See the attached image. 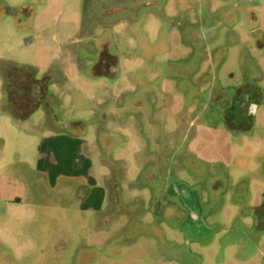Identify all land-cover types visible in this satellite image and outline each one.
I'll list each match as a JSON object with an SVG mask.
<instances>
[{
    "label": "rangeland",
    "instance_id": "obj_1",
    "mask_svg": "<svg viewBox=\"0 0 264 264\" xmlns=\"http://www.w3.org/2000/svg\"><path fill=\"white\" fill-rule=\"evenodd\" d=\"M262 42L244 0H0V264H264ZM9 61L54 75L23 120Z\"/></svg>",
    "mask_w": 264,
    "mask_h": 264
},
{
    "label": "trees",
    "instance_id": "obj_2",
    "mask_svg": "<svg viewBox=\"0 0 264 264\" xmlns=\"http://www.w3.org/2000/svg\"><path fill=\"white\" fill-rule=\"evenodd\" d=\"M35 70V67L18 66L12 61L5 63L1 70L10 100L6 110H10L18 120L27 118L40 105L47 95L48 82L54 77L49 74L42 80L37 79ZM58 71L62 73V69L55 65L51 66L50 73ZM62 77L66 79L64 74ZM37 95L38 97L35 98ZM27 97H30L31 102H28ZM31 97L33 98L31 99Z\"/></svg>",
    "mask_w": 264,
    "mask_h": 264
},
{
    "label": "crops",
    "instance_id": "obj_3",
    "mask_svg": "<svg viewBox=\"0 0 264 264\" xmlns=\"http://www.w3.org/2000/svg\"><path fill=\"white\" fill-rule=\"evenodd\" d=\"M245 2H249V4H250V2L252 3V5H253V7L255 8V7H259V13L261 14V13H264V0H244ZM255 19L258 21V16H255ZM261 45L263 46L264 45V42H262L261 43ZM15 117V116H14ZM15 120H18L16 117L14 118ZM50 121L49 120H47V123L50 125V123H49ZM53 124V123H52ZM54 125V124H53ZM53 125H51V126H53ZM83 171V170H82ZM96 195H97V192L95 191L92 195H89V197H90V200L91 201H93V202H95V203H98V201H99V198H98V200L96 201L95 199H96Z\"/></svg>",
    "mask_w": 264,
    "mask_h": 264
}]
</instances>
